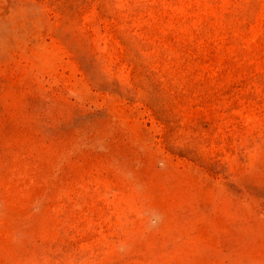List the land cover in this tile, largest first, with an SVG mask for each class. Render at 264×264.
<instances>
[{
	"label": "rangeland",
	"instance_id": "obj_1",
	"mask_svg": "<svg viewBox=\"0 0 264 264\" xmlns=\"http://www.w3.org/2000/svg\"><path fill=\"white\" fill-rule=\"evenodd\" d=\"M0 264H264V0H0Z\"/></svg>",
	"mask_w": 264,
	"mask_h": 264
}]
</instances>
